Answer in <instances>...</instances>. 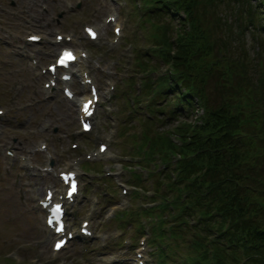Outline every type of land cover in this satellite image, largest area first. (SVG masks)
Returning <instances> with one entry per match:
<instances>
[{"label": "rangeland", "instance_id": "obj_1", "mask_svg": "<svg viewBox=\"0 0 264 264\" xmlns=\"http://www.w3.org/2000/svg\"><path fill=\"white\" fill-rule=\"evenodd\" d=\"M37 1L41 0H0V108L3 109V114H0V264H99L101 259H107L102 264H133L136 251L141 253L140 264H156L153 263L156 250L154 244L151 242L144 248L136 241L140 231L146 233V229L149 230L151 222L148 217L142 216L141 213H134L133 217L123 216L116 212L124 209H130L132 212L137 205H143L150 199L146 195L149 193L150 181L143 176V171L139 172L143 178L129 181V166L137 157L133 151L134 138L141 133L145 124L153 123L148 128L151 134L153 130L161 131L162 128L175 123L173 118L163 120L161 112L155 116L149 113V118H145L148 111L143 108V102L146 99L141 94L136 96L141 92L138 79L141 74L139 68L135 67V61L138 59L136 50L139 49L146 64L151 63L155 67V72L148 73L149 76L163 70L164 65L158 61V57L149 54L148 51L152 47L149 48L148 45L155 42L152 32L157 21L169 22L171 25H176V22L173 16L169 17L166 13L155 16L151 14L154 7L152 0H114L117 3L124 2L121 7L118 5V22L122 36L115 45L110 42L109 46L102 39L104 32L101 33V29L97 45L86 44L85 50L91 56L90 60L95 67L93 81L99 91V102L92 119V131L99 136H106L109 140L106 153L101 154V158H81L75 163L81 186L73 200L66 204L67 225L77 231L76 223L87 218V225L93 233L91 237L76 236L69 240L62 250L53 253L48 246L50 233L42 225V212L36 206V198H40L43 184L50 187L57 185L55 173L65 167L62 164L70 163L73 153L79 156L80 152L94 148L95 143L90 142L83 146L79 135L76 137L80 143V147H76L79 153H76L75 147L68 146L69 140L74 138L70 132L78 129L75 104L67 101L59 89L53 91L54 95L43 98L42 89L37 84L39 78H32L28 74L30 70L26 64L27 58L16 49L14 43H20L19 36L26 31L44 33L43 31L48 32L53 25L62 30H73L72 43L82 42L78 30L79 22L99 21L98 18L103 15L104 9L107 10L105 6L113 0H82L70 10L62 9L63 15L56 21L52 19V8L61 7V0H42L48 6L42 13L36 10ZM249 1L255 5L256 14H259V25L254 28L253 33L249 31V27L243 31L239 42L244 47L249 73L256 78L261 71L264 72V0ZM114 5L116 6V3L111 7L114 8ZM25 6L31 9L32 15H27L28 21L24 22ZM220 6L222 7V4ZM30 20L34 25L27 24ZM104 30L105 37L109 36L110 30ZM27 46L34 49L37 62L41 64L52 58L56 47H51L44 41ZM146 48L149 49L145 50ZM256 57L263 62L260 68L253 65ZM127 75L134 79L132 87L127 86ZM76 79L77 77L71 81L73 92L77 93V82H74ZM111 83L113 88L107 91ZM132 104L134 106L129 108ZM42 122L47 124V127L36 131ZM131 133H134V136ZM96 134L93 133L92 139L97 138ZM39 140H44L46 150L54 159L48 171L25 168L19 165L15 157L18 153H24L35 165L42 164L46 152L37 149ZM7 143L11 144L15 153L10 162L2 149V145ZM130 155L133 157L130 158ZM101 164L109 175L103 173V167L99 172ZM105 175L111 181H104L107 180V177H103ZM117 182H122L126 188L123 194L118 192ZM134 184L137 188H134ZM103 187L110 191L104 192ZM111 189H114L112 193ZM133 191L136 193L132 195ZM75 210L77 216L73 213ZM135 220L138 223L136 227ZM115 229L120 231L115 232L117 235L114 236L112 232ZM119 237L123 239L122 242ZM84 243L87 249L80 251V248H84Z\"/></svg>", "mask_w": 264, "mask_h": 264}, {"label": "trees", "instance_id": "obj_2", "mask_svg": "<svg viewBox=\"0 0 264 264\" xmlns=\"http://www.w3.org/2000/svg\"><path fill=\"white\" fill-rule=\"evenodd\" d=\"M152 2L176 25L154 26L149 54L165 67L154 77L135 51L136 96L175 123L151 134L145 124L134 138L153 202L140 210L153 216L148 242L178 264H264V72L249 73L239 42L259 14L249 0Z\"/></svg>", "mask_w": 264, "mask_h": 264}, {"label": "snow or ice", "instance_id": "obj_3", "mask_svg": "<svg viewBox=\"0 0 264 264\" xmlns=\"http://www.w3.org/2000/svg\"><path fill=\"white\" fill-rule=\"evenodd\" d=\"M91 32V30H89ZM93 36H95V33H92ZM32 39H37L36 37H32ZM75 57L70 53V52H65L61 58V60L59 61L61 64L65 63L66 60H71V59H74ZM91 103V102H89ZM88 111V105H85V112ZM85 127H87V125H85ZM103 150V148L101 149ZM73 191H75V185L73 184ZM59 208V206H57V209ZM52 221L50 220L49 223H51ZM63 230V227H59L56 229V231H62ZM63 244V241H60L56 244V248L59 249L61 248Z\"/></svg>", "mask_w": 264, "mask_h": 264}]
</instances>
